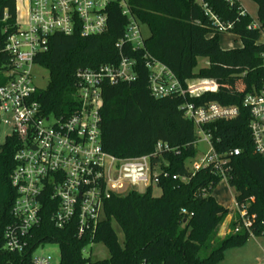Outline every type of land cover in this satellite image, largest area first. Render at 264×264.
<instances>
[{"label":"trees","instance_id":"16d2710c","mask_svg":"<svg viewBox=\"0 0 264 264\" xmlns=\"http://www.w3.org/2000/svg\"><path fill=\"white\" fill-rule=\"evenodd\" d=\"M251 1L258 6L256 22L245 10L241 14L238 0H129L132 14L148 28L150 36L143 49L123 48L126 56L137 61V78L103 87L102 147L120 159L151 156L160 142L174 151H164L162 158L152 159L153 167L161 164L160 197H154L153 187H149L144 194L133 190L107 200L93 240L108 250L107 259L86 258L83 252L90 242L76 239L72 228H54L48 212L37 242L58 244L60 264H218L228 249L244 245L251 236L264 237V157L254 151L250 112L244 106L246 96L258 92L264 82V44L260 43L264 0ZM5 8L14 20L16 0H0V16ZM208 12L221 23L233 25L225 34L237 37L242 47L222 49L224 34L218 32ZM108 18L105 34L54 35L49 51L36 58V64L49 73L47 89L36 97L46 115L69 116L78 109L74 95L79 70L120 63L116 45L124 37L128 19L118 5L108 8ZM255 23L258 28L253 27ZM147 54L165 65L184 87L200 78L216 82L219 90L193 98H154L149 90L150 70L144 61ZM200 59L208 60L210 66L195 73ZM6 83L7 78L0 73V86ZM188 103L196 107L217 103L239 109V116L233 120L202 127L216 153L226 159L227 184L236 193L238 210L250 221L248 229L232 231L223 239L216 237L217 230L229 210L213 197L223 178L208 168L193 173L186 166L196 157L198 139L195 125L186 118ZM19 147L15 136L7 137L0 146V264L9 260L18 263L31 256V252L20 256L3 250L4 231L13 220L17 198L11 175ZM237 221L241 224L240 218ZM115 223L123 233V242Z\"/></svg>","mask_w":264,"mask_h":264},{"label":"built area","instance_id":"2783aa9c","mask_svg":"<svg viewBox=\"0 0 264 264\" xmlns=\"http://www.w3.org/2000/svg\"><path fill=\"white\" fill-rule=\"evenodd\" d=\"M112 5H118L128 19L124 37L116 45L120 50V63L79 70L74 95L78 109L69 116L46 115L36 99L42 91L35 83L34 70L40 68L36 58L49 51L54 35L71 36L78 32L82 37H96L105 34L108 8ZM208 15L219 33L225 34L233 28L210 12ZM141 26L130 10L129 0H16L14 20L9 9L1 13L0 73L7 78V83L0 86V126L10 129V136L20 142L11 175L17 198L12 209L13 220L4 231L3 250L20 256L31 252V256L21 262L9 260L5 264H60L53 262L51 256H35L49 245L37 242V233L42 230L48 212L54 228H72L76 239L95 245L93 240L103 220L107 200L113 195H126L139 185L147 189L158 186L161 164L153 167L152 159L162 158L164 151L174 149L160 142L151 156L120 159L106 153L102 147L103 87L130 83L137 78V61L126 56L123 48L131 46L133 51L144 48L146 38ZM253 27L259 25L255 23ZM144 61L150 70L149 90L154 98H193L219 90L217 83L211 80L197 84H192V80L184 87L165 65L150 55L144 56ZM262 62L264 71V55ZM244 106L250 112L254 151L264 157V82L258 92L246 96ZM238 116L237 107L217 103L205 107L186 105V118L197 130L196 145L200 136H204L203 141L209 145L208 152L189 171L208 168L227 180L228 163L216 153L210 135L202 127ZM238 212L241 225L248 229L250 221L243 211Z\"/></svg>","mask_w":264,"mask_h":264},{"label":"rangeland","instance_id":"374dc122","mask_svg":"<svg viewBox=\"0 0 264 264\" xmlns=\"http://www.w3.org/2000/svg\"><path fill=\"white\" fill-rule=\"evenodd\" d=\"M196 1L199 2L200 0ZM240 2L242 3V5H244L250 16L253 19L257 20V4H255L251 0H240ZM141 30L143 37L147 39L150 36L148 28L142 25ZM235 38L237 39V41H235ZM261 40L264 41V35L261 36ZM220 44L223 48H230L232 46L237 47L240 45V40L231 34H224L220 39ZM208 63V60L200 59L198 67L194 72L198 73L199 70L207 67ZM34 75L36 77V86L42 91L46 90L49 84L48 71L40 67L34 70ZM201 81H203V79L195 78L192 81V84H197ZM10 134V129L4 126H0V146L5 143L6 138L9 137ZM203 140L204 136H200L197 145L196 157L192 160L187 161L186 166L189 168V170H193V167L200 162V159L209 150V145H207ZM135 191L139 194H144L147 191V187L139 185L136 187ZM153 196H161V190L157 186L153 187ZM213 197L219 205L229 210V216L235 217L233 220H229V222H227V218L229 216L224 220V222L217 230L216 237L218 239H223L228 233H231L232 231H234L235 233L242 231V229H244L243 225H241L240 222L237 221L240 214L238 212V207L235 200L236 193L232 188H230V186L227 184V181L223 180L217 186V188L213 192ZM114 229L117 232L120 241L123 242V233L116 223L114 224ZM40 255L51 256L53 258V262L59 263L61 251L58 245L49 244L46 245L43 249L37 251V253L35 254V256ZM84 256L86 258H91L92 260H103L109 258V253L103 245L95 244L90 245L85 249ZM218 264H264V237L251 236L244 245L228 249L225 252L224 259L221 260Z\"/></svg>","mask_w":264,"mask_h":264},{"label":"crops","instance_id":"0c3cea01","mask_svg":"<svg viewBox=\"0 0 264 264\" xmlns=\"http://www.w3.org/2000/svg\"><path fill=\"white\" fill-rule=\"evenodd\" d=\"M239 2H240V0H238ZM240 4H241V6H242V8L249 14V12L246 10V8L244 7V5H242V3L240 2ZM250 15V14H249ZM255 20V19H254ZM257 20H255V22H256ZM235 41H237V39L235 38ZM260 43H262V44H264V41H262V40H260ZM221 45V44H220ZM222 47V46H221ZM240 47H242V44H241V42H240V45L239 46H232V47H230V48H223L222 47V49H224V50H230V49H235V48H240ZM227 209V208H226ZM235 217H231V216H229L228 218H227V222H229V220H233ZM223 236H224V234H223ZM222 236V237H223Z\"/></svg>","mask_w":264,"mask_h":264}]
</instances>
